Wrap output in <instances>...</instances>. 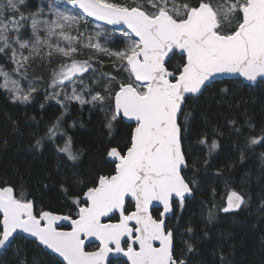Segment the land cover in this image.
Listing matches in <instances>:
<instances>
[{
	"label": "snow or ice",
	"instance_id": "6c2138e0",
	"mask_svg": "<svg viewBox=\"0 0 264 264\" xmlns=\"http://www.w3.org/2000/svg\"><path fill=\"white\" fill-rule=\"evenodd\" d=\"M97 21L104 26L93 27ZM258 85L264 0H0V92L19 105L42 95V112L58 106L30 134L29 148L52 147L57 163L43 188H55L67 209L0 181V264H38L22 240L43 253V264H236L234 232L214 235L209 226L252 211L264 221V192L256 202L229 187L217 202L213 189L212 200L201 201L203 227L185 219L224 137L206 111L197 130L196 113L201 98L226 103L238 162L264 165V120L236 113L248 104L243 89ZM74 105L103 113L100 160L108 171L82 168L83 150L69 134L75 121L67 122ZM121 125L127 131L116 140ZM193 134L202 155L192 151Z\"/></svg>",
	"mask_w": 264,
	"mask_h": 264
},
{
	"label": "trees",
	"instance_id": "16d2710c",
	"mask_svg": "<svg viewBox=\"0 0 264 264\" xmlns=\"http://www.w3.org/2000/svg\"><path fill=\"white\" fill-rule=\"evenodd\" d=\"M32 2L35 4L38 0H32ZM33 68L37 75L41 73L40 65ZM107 70H111L110 65ZM43 71L47 75V69ZM243 96L248 100V104L236 110V113L247 111L257 122L264 120V85H258L254 89H243ZM42 100L43 96L41 95L37 98V103L33 105L13 104L6 94L0 92V181L14 182L16 185L23 184L37 201H45L46 207L59 205L62 211H67L62 207L63 201L55 188L50 187L48 190L43 188L44 183H50L44 179L45 176L54 171L57 163L52 147L45 149L43 154H33L29 148L30 134L35 130L42 131L44 124L54 115L59 114L58 106L54 102L46 112H42L39 108V102ZM205 111L211 125H218L224 132V137L221 140V148L211 157V167L201 173L204 177L201 189L197 191L195 199L190 200L184 211L185 219L193 217L198 228L203 227L200 220L201 201L207 204L212 200L213 189L217 202L222 201L229 187L249 192L256 202H258L259 194L264 192V172L261 171L264 165L252 157L240 164L238 154L228 139L226 121L234 114L233 111L228 108L226 103L217 104L215 99L201 98L199 111L196 113L195 127L197 130L206 127L200 117V113ZM103 120L104 115L99 109L90 110L88 106L81 108L79 105L72 107L71 116L67 118L68 123L75 121V127L69 129V134L76 142V148L83 150L81 166L85 171H89L91 168H102L108 171L112 167L103 164L100 160L103 141L108 138L106 129L102 128ZM13 122L16 124V131L13 130ZM207 130L211 131V126H207ZM125 131H127L126 126L121 125L116 140H119ZM195 138V134H193L191 137L192 151L196 155H202L199 147L195 145ZM5 140H7L6 146ZM188 147L189 141H185V148ZM233 161H237V163L233 168H229L228 166ZM216 169H222L223 175L216 176ZM185 174L190 176L191 171H187ZM255 206L256 203L253 208ZM220 215L224 216V214ZM209 229L214 235L222 229L234 232L236 264H264V221L260 219L258 213L244 212L235 220L223 218L210 225ZM19 243L25 247L29 262L36 261L38 264H43L45 257L36 246L23 240ZM89 248H92V245ZM11 255L9 252L5 259ZM20 258L22 259L23 256Z\"/></svg>",
	"mask_w": 264,
	"mask_h": 264
},
{
	"label": "rangeland",
	"instance_id": "374dc122",
	"mask_svg": "<svg viewBox=\"0 0 264 264\" xmlns=\"http://www.w3.org/2000/svg\"><path fill=\"white\" fill-rule=\"evenodd\" d=\"M57 2H59V0H57ZM96 24H101V23L94 22V23H93V27H95ZM101 25L104 26L103 24H101ZM105 27H106V26H105ZM86 54H87V53H85V55H86ZM36 65H38V64H34L33 67H35Z\"/></svg>",
	"mask_w": 264,
	"mask_h": 264
},
{
	"label": "water",
	"instance_id": "95a60500",
	"mask_svg": "<svg viewBox=\"0 0 264 264\" xmlns=\"http://www.w3.org/2000/svg\"><path fill=\"white\" fill-rule=\"evenodd\" d=\"M98 22V21H97ZM98 23H101V24H103V22H98ZM110 27V26H109ZM227 79H233L232 77H228Z\"/></svg>",
	"mask_w": 264,
	"mask_h": 264
},
{
	"label": "flooded vegetation",
	"instance_id": "af4514ba",
	"mask_svg": "<svg viewBox=\"0 0 264 264\" xmlns=\"http://www.w3.org/2000/svg\"><path fill=\"white\" fill-rule=\"evenodd\" d=\"M90 245H91V244H90ZM90 245H89V246H90ZM92 247H94V245H92Z\"/></svg>",
	"mask_w": 264,
	"mask_h": 264
}]
</instances>
